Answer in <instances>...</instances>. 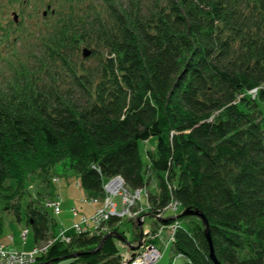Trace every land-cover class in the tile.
<instances>
[{
    "label": "trees",
    "instance_id": "trees-1",
    "mask_svg": "<svg viewBox=\"0 0 264 264\" xmlns=\"http://www.w3.org/2000/svg\"><path fill=\"white\" fill-rule=\"evenodd\" d=\"M103 1L107 13L98 11L92 27L83 13L90 5L65 14L56 26L60 43L51 47L70 70L72 90L87 99L75 108L67 91L56 109L35 100L42 122L34 119V126L16 103L0 109L4 206L32 228L37 243L45 240L47 210L22 199L32 183L56 181L55 165L67 159L88 195L103 197L104 180L114 175L131 188L155 184L150 213L176 198L208 218L222 264H264V0H129L127 8ZM84 42L93 56L103 52L95 69L81 60L77 70L71 58ZM152 137L157 143L145 161L140 142ZM166 219L182 222L169 264H215L200 217ZM121 222L111 221V236L96 252L66 258L97 249L104 238L74 235L34 264L116 263L118 242L126 240Z\"/></svg>",
    "mask_w": 264,
    "mask_h": 264
},
{
    "label": "rangeland",
    "instance_id": "rangeland-1",
    "mask_svg": "<svg viewBox=\"0 0 264 264\" xmlns=\"http://www.w3.org/2000/svg\"><path fill=\"white\" fill-rule=\"evenodd\" d=\"M141 1L136 0L137 3H141ZM114 2L117 7L122 6L124 8H127L130 3L129 0H117V2L114 0ZM85 4L90 5L83 12L90 15V17L86 16V27L93 26L89 21L98 11L102 15H106L105 10H108L110 5L108 1L103 0H0V22L2 25L0 32V109L11 102L16 103L15 106L20 109L19 114H24L26 119L30 121V125H33L34 119L37 122H42L37 111L41 106L34 105L35 100L41 104L45 103L42 107L48 108L50 106L51 109H56L59 108L58 97L60 94L69 91L72 97L67 98V100L72 99V106L75 108H77L76 104L85 101L86 95L82 90L78 87L72 90L73 80L70 76V70L63 61L56 60V55L52 54L53 48H51L58 46L61 40V32L57 35L59 30L56 26L58 23L68 19L65 14H69L73 9L78 11ZM92 11L93 13H90ZM89 44L91 43L84 42L80 45L79 50L70 51L71 58L76 61L77 70H80L81 60L85 66L92 69H95L100 63L103 52L100 53L101 57L100 55L93 56L92 49L94 46H89ZM84 50L91 52L84 56ZM104 53L108 54L106 50ZM255 90L249 91L252 97L257 96ZM258 102L263 113L264 126V100L258 99ZM156 143V137L140 142L141 154L145 161L149 159L147 150L154 149ZM53 172L56 176L55 179L59 178L60 181L52 180V176L45 183L40 180L34 182L28 188L29 192L22 199L24 205L31 200L36 201L33 205H43L51 219L50 235L48 234L45 240H41L39 243H45L60 228L71 227L74 222L71 214L72 207H76L81 214L91 216L95 212V208L100 205L99 202L89 204L81 200L90 195L80 184L79 174L70 169L67 159L58 162ZM150 189L157 190L156 185H150ZM39 192H41L40 195ZM52 198L62 202L63 211L61 213L58 214L53 208L46 207V202ZM8 201L11 206L17 202L13 196ZM0 203V219H3L0 243L12 250L30 251L37 244L32 228L28 227L24 220H18L15 209L6 208L1 197ZM183 210L182 205L177 211L168 210L164 214V218H176ZM22 216L26 217L25 207L22 210ZM139 219L142 218L122 219L120 230L125 233L126 240L118 242L120 254L127 251L129 244L136 240L137 227L140 233ZM143 220L146 221L143 222L142 232L156 227L157 218L147 215ZM26 231L28 234L25 236ZM167 236L168 233L165 231L162 238L157 241V246L163 252V256L155 264H169L172 260V244L170 243L168 247L165 246ZM176 262H183V260L178 259Z\"/></svg>",
    "mask_w": 264,
    "mask_h": 264
},
{
    "label": "built area",
    "instance_id": "built-area-1",
    "mask_svg": "<svg viewBox=\"0 0 264 264\" xmlns=\"http://www.w3.org/2000/svg\"><path fill=\"white\" fill-rule=\"evenodd\" d=\"M103 189V197L86 196L81 199L89 204L100 203L91 216L81 214L76 207L72 208L71 214L74 222L71 227L60 228L45 243H37L30 251L12 250L0 243V264H34L38 256L46 254L55 243L69 244L74 235H107L113 230L110 223L114 218L121 220L123 218H142L141 220H143L147 213L152 210L148 187L130 188L121 175H114L105 179ZM173 199L174 201H172ZM172 200L167 206L159 209L158 213H154L155 218H157L156 227L144 229L140 247L128 249L120 255L119 261L113 264H155L162 258L163 252L157 246V241L162 238L166 231L168 236L165 246L168 247L170 243L175 241L176 232L182 227L180 220H175L172 223L162 222L163 219H166L164 214L168 210L177 211L179 206L181 207L179 200L176 198H172ZM46 207L53 208L58 214L63 211L62 202L56 198L48 199ZM24 235H27V231Z\"/></svg>",
    "mask_w": 264,
    "mask_h": 264
},
{
    "label": "water",
    "instance_id": "water-1",
    "mask_svg": "<svg viewBox=\"0 0 264 264\" xmlns=\"http://www.w3.org/2000/svg\"><path fill=\"white\" fill-rule=\"evenodd\" d=\"M91 51L89 50H84V56H87L90 54ZM147 215L149 216H153L155 217V215L153 213H147ZM185 216H198L200 217V219L202 220L203 224L205 225V229H204V234H205V237L206 239L208 240V243H209V249H210V257L211 259L215 262V264H222L218 258H217V255L215 253V249H214V244H213V240H212V236H211V230H210V223H209V220L208 218L203 214L201 213L199 210L197 209H191V208H185L183 210V212L179 215V217H185ZM167 219H164V221H166ZM139 227L141 229L140 233H139V236L142 237V229H143V221L139 219ZM111 236V233L107 234L103 240H102V243L100 244V246L93 250V251H88V252H76L72 255H68L66 256V258H70V257H77V256H80V255H83L85 253H91V252H96L98 251L99 249H101L104 241L106 238L110 237ZM116 238H119L120 236L119 235H115ZM141 245V241L139 242L138 245H134L132 246V249H138Z\"/></svg>",
    "mask_w": 264,
    "mask_h": 264
},
{
    "label": "bare ground",
    "instance_id": "bare-ground-1",
    "mask_svg": "<svg viewBox=\"0 0 264 264\" xmlns=\"http://www.w3.org/2000/svg\"><path fill=\"white\" fill-rule=\"evenodd\" d=\"M162 222L164 223V221H162ZM140 241H141V237L139 236V237L136 238V240L134 242L129 244V249H132V246H134V245L135 246L138 245ZM177 258H179V257L176 256L175 261H177Z\"/></svg>",
    "mask_w": 264,
    "mask_h": 264
}]
</instances>
